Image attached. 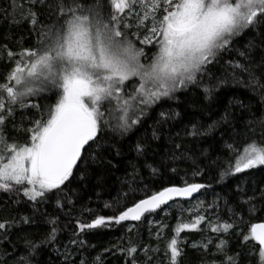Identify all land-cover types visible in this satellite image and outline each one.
Masks as SVG:
<instances>
[{"label":"snow or ice","instance_id":"1","mask_svg":"<svg viewBox=\"0 0 264 264\" xmlns=\"http://www.w3.org/2000/svg\"><path fill=\"white\" fill-rule=\"evenodd\" d=\"M3 19L10 26L27 23L37 35L39 46L19 53L7 50L12 67L0 83V191L22 193L37 206L36 210L49 200H55L61 209L65 199L72 205L66 190L74 179L87 178L88 162L114 166L108 155L113 150L116 156L122 155L118 144L105 137V131L124 136L141 125L162 100H175L178 91L201 89L206 100H214L219 89L231 81L258 92L264 110V0H9ZM140 29L145 30L143 37ZM249 32L256 35L242 50L235 49L234 39ZM137 41L153 46L155 51L149 56L144 47H137ZM4 47L7 49V45ZM13 57L18 58L13 61ZM142 58L146 62H141ZM205 79L210 83L205 84ZM44 92H54L55 102L42 108L27 100ZM233 103L247 115L241 111L237 116L231 111ZM29 108L41 114L34 119L25 116L29 119L27 127L17 125L16 112ZM113 112L119 113L115 125ZM180 115L175 110L160 111L151 139L136 141V160L129 162L133 181L142 168L155 176L164 167L166 161H160L157 167V161L150 160V152L152 157L157 155L151 141H159L162 126ZM9 120L15 131L26 134L23 142L9 139ZM217 131L229 135L221 154L212 161L221 169L220 180L264 167V111L257 114L240 100L230 101L211 124L189 121L174 137L170 133V159L191 158L186 147L189 139L212 138L218 144ZM241 138L242 151L238 146ZM201 155L207 156V150L202 149ZM81 164L85 165L83 170ZM170 170L177 171L174 167ZM194 174L202 173L197 169ZM242 183L233 194L240 201L237 207L247 206L249 216L264 212V188L249 190ZM210 186L185 180L183 186L164 187L114 216H96L88 223L78 221L79 233L111 223L141 221L169 201L190 199ZM104 206L112 207L109 203ZM57 219H49L51 227L39 242L23 237V252L9 236L10 228L19 226L16 221L0 222V264H38L39 251L58 242ZM205 220L204 215H197L188 222H177L164 252L168 264H180L185 254L182 244L186 241L181 233L203 231L200 225ZM20 222L30 225L33 220L25 216ZM209 227L213 233L228 234L236 224L209 222ZM156 235L158 240L162 238L160 232ZM249 241L253 242L248 253L253 264H264V223L250 225L241 243ZM70 243L83 246L85 241ZM211 244L209 239L202 244L193 242L191 247L207 253ZM226 246L224 239L215 244L216 251L211 254L223 259L212 264H239L240 254H229ZM54 250L59 252L58 248ZM143 251L158 253L160 249L144 247ZM137 252V246L126 249L131 264H138ZM61 255L69 264L71 252L65 249Z\"/></svg>","mask_w":264,"mask_h":264},{"label":"trees","instance_id":"2","mask_svg":"<svg viewBox=\"0 0 264 264\" xmlns=\"http://www.w3.org/2000/svg\"><path fill=\"white\" fill-rule=\"evenodd\" d=\"M9 0H0V83L12 67V62L7 57V50L19 53L24 48L38 47V37L32 31L27 23L19 26H10L3 19V9L7 8ZM45 20V17H41ZM150 23V21H149ZM133 28L132 31H136ZM144 29H140V35L143 37ZM256 33H246L234 39L235 49L242 50L244 45L253 38ZM135 39V37H133ZM137 47H144L146 53L151 56L153 46L140 45L137 41ZM4 45H7L5 49ZM18 57H13V61ZM227 59V57H225ZM143 61V58L141 60ZM219 75L220 73L217 72ZM205 84L210 81L204 80ZM216 99L206 100L201 89L187 91H178L175 93V100H162L158 105L152 108L141 125L133 127L132 131L120 136L111 130L105 131V137L118 144L122 155L116 156L113 150L108 158L112 160V165L101 167L98 164L87 165V178L80 180L74 179L66 190V196L72 200V205L67 204L64 200L65 207L58 208L55 200H49L38 206L28 201L22 193L12 192L5 193L0 191V222L16 221L19 226H13L9 230V236L16 248L23 252V237H28L39 242L40 239L48 232L51 225L50 218H57L58 242L54 246L41 249L36 257L38 264H65L64 256L61 255L67 249L71 252L68 257L69 264L75 261H85V264H131L130 257L126 249L130 246H137L138 252L135 256L138 264H168L164 252L166 244L174 235L173 229L177 222H188L197 215H204L206 220L200 225L203 231L181 233V238L186 241L182 244L185 250L180 264H212L213 261L219 262L222 256L212 255L216 251L215 244L220 239L227 241V250L229 254L239 253V264H253V258L248 255L252 241L248 244H242L243 234H246L252 223L264 222V212H257L249 216L247 206L242 209L237 205L240 203L233 194L237 185L242 181V186L251 190L253 188H264V167L252 169L249 172L241 173L238 177L230 176L220 180L221 169L212 161L216 160L221 154V148L225 141L229 140V135L222 131H217L214 143L212 138L207 140L191 141L186 143L191 158L183 160H171L169 150L172 145L168 142V136L174 137L177 131H181L189 121L211 124L219 119L225 107L229 106L230 101L240 100L245 105H251L253 112L259 114L264 111L260 108L261 99L258 92L246 90L242 85H233L230 81L228 85L222 86L215 94ZM31 103H39L42 108L45 105L55 102L54 92H44L39 96L28 97ZM175 110L181 115L177 120H170L163 125L160 131L161 139L151 141L152 149L157 155L151 156L150 160L157 161V167H160V161H166L161 171L153 176L149 169L142 168L140 176L133 181L130 173L132 168L130 161L135 162L136 156L133 151L137 140L148 138L151 139L153 125L159 118L160 111ZM237 116H240L241 110L235 103L231 106ZM41 113L34 108L25 109L22 112H16L15 123H23L25 127L29 124V118H37ZM117 112L112 113V124L118 123ZM13 121L9 120L6 131L9 139H16L23 142L26 134L22 131L17 132L12 127ZM159 127V126H158ZM242 127V125H241ZM211 145V147H210ZM238 146L243 150L244 140L241 138ZM207 150V156L201 155V150ZM83 170L85 165H79ZM170 167L176 168L172 172ZM200 170L201 175L194 173ZM78 176V174H77ZM204 183L211 185L203 189L202 193L189 202L178 201L159 211L148 214L141 221H125L119 225L111 223L108 226H101L95 229H86L79 233L77 222L88 223L96 216L111 217L118 213L119 210L141 198L151 195L153 192L162 190L164 187L183 186L184 181ZM65 194H62V199ZM105 203L112 205L106 208ZM30 217L33 223L25 225L20 222L21 217ZM242 217V219H241ZM231 222L236 227L230 230L228 234L223 232L213 233L210 231L209 222ZM131 229V231H129ZM242 230V231H241ZM157 232H160L161 239H157ZM76 233H79L76 235ZM208 239L212 240L209 245V251L203 252L201 249H193V242L202 244L207 243ZM71 240H83L84 245L79 243L73 245ZM11 247V246H10ZM144 247L155 249L159 247L160 251H150L145 253ZM58 248L59 252L54 249ZM120 249H124L121 252ZM151 255L153 260L149 261L147 256ZM100 257L99 260L96 258Z\"/></svg>","mask_w":264,"mask_h":264},{"label":"water","instance_id":"3","mask_svg":"<svg viewBox=\"0 0 264 264\" xmlns=\"http://www.w3.org/2000/svg\"><path fill=\"white\" fill-rule=\"evenodd\" d=\"M177 187H178V186H177ZM202 191H203V189L201 190V192H199V193H195V194L193 195V197L190 198V199H185V198H182V197H177L175 200H173V201H169V204H168V205H164L162 208H164V207H168V206H170L171 204H173V203H175V202H178V201L189 202V201H191V200L197 198V197L202 193ZM159 210H160V209H159ZM159 210H157V211H159ZM151 214H153V213H151ZM146 215H148V214H146ZM131 222H138V221H131ZM261 223H264V222H261Z\"/></svg>","mask_w":264,"mask_h":264},{"label":"rangeland","instance_id":"4","mask_svg":"<svg viewBox=\"0 0 264 264\" xmlns=\"http://www.w3.org/2000/svg\"><path fill=\"white\" fill-rule=\"evenodd\" d=\"M147 46H149V45H147ZM153 51H155V48H153ZM142 60V59H141ZM143 61H144V59H143ZM142 62V61H141ZM144 62H146V61H144ZM130 90V89H129ZM209 240V239H208Z\"/></svg>","mask_w":264,"mask_h":264}]
</instances>
